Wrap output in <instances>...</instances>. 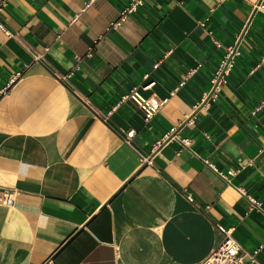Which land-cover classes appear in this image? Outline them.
Wrapping results in <instances>:
<instances>
[{
  "label": "crops",
  "instance_id": "obj_1",
  "mask_svg": "<svg viewBox=\"0 0 264 264\" xmlns=\"http://www.w3.org/2000/svg\"><path fill=\"white\" fill-rule=\"evenodd\" d=\"M0 1V264H202L217 224L264 264V0H145L111 30L131 0ZM137 85L169 98L149 121Z\"/></svg>",
  "mask_w": 264,
  "mask_h": 264
},
{
  "label": "built area",
  "instance_id": "obj_2",
  "mask_svg": "<svg viewBox=\"0 0 264 264\" xmlns=\"http://www.w3.org/2000/svg\"><path fill=\"white\" fill-rule=\"evenodd\" d=\"M145 0H131L128 5L123 9L120 16L114 20H112L108 25V30L118 29L122 26V24L127 20L129 14L136 12L143 4ZM4 1H0V8L4 5ZM257 9L264 10V5L259 3L256 6ZM0 28L10 37L18 38V34L13 32L7 25L0 20ZM98 40H95L97 42ZM217 45H219L217 43ZM30 50V47H29ZM34 59L37 61H41L43 59L42 54L33 53ZM232 65V56L231 50L230 52L222 59L220 62L219 68L215 72V75L212 78L213 84V92L216 93L220 84L224 81V76L229 72ZM51 74L61 82L67 89H69L76 97H78L90 110L91 112L100 118L105 124L112 126L110 122V113H105L101 111L96 105H94L91 100L83 95L70 81V77L72 76V72L69 73H61L53 68L50 69ZM194 71H190L187 75L180 81L179 85L173 89L172 93H175L180 86H182L185 81L191 76ZM149 74L144 75V79H148ZM154 84L153 82H149L142 86V88L150 87ZM123 100H132L138 108L142 111L144 118L146 121L154 118L161 109L166 105L169 101V98H160V97H145L141 91L140 86H134L129 93H127ZM264 106V102L258 108L261 109ZM122 133V131H119ZM172 132H168L164 135L162 139L158 141V144H161L163 141L168 140L172 136ZM135 131L130 130L125 133V136L128 138L134 135ZM188 144V142H185ZM245 166V162L241 161L239 163V167L232 169L228 174H223V176L230 181L231 176L238 174L242 168ZM243 193H246L243 189H241ZM249 196V195H248ZM186 197L190 202L194 203V198L191 193H186ZM250 199L254 202L255 206H259L260 202L256 199L250 197ZM1 200L4 204L12 206L15 202L13 194L10 191H4L1 197ZM217 229L223 235L222 241L217 245L214 249L213 253L204 261L202 264H263L258 256L257 250L250 252L247 251L233 236V227H226L221 224H217Z\"/></svg>",
  "mask_w": 264,
  "mask_h": 264
}]
</instances>
